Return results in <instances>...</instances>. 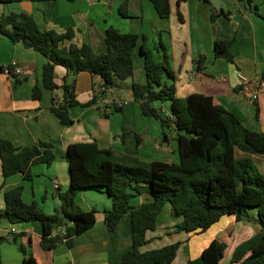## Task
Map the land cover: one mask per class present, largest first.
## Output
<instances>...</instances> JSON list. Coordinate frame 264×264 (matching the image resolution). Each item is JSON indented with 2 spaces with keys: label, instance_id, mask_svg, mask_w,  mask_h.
Instances as JSON below:
<instances>
[{
  "label": "crops",
  "instance_id": "crops-1",
  "mask_svg": "<svg viewBox=\"0 0 264 264\" xmlns=\"http://www.w3.org/2000/svg\"><path fill=\"white\" fill-rule=\"evenodd\" d=\"M254 1L260 12H264V0ZM122 4H125L127 16L119 13ZM170 4L167 18L158 17L148 0H21L9 5L0 4V15L9 11L27 12L42 30L60 33L73 28V42L88 43L96 53L106 50L104 31L109 26L139 35L133 51V75L119 87L100 95L101 80L98 81L96 75L87 72L76 75V99L85 102L93 92H97L98 97L91 105L69 107L73 123L68 126L62 125L50 110L52 99L61 97L59 87L52 91L42 89L40 99L32 97L33 86H41L45 57L0 35V137L11 140L18 147L47 141L53 145L55 154L49 165L34 163L30 166V180L23 179L19 173L3 179L0 170V209L4 207V191L21 184L25 202H37L46 213H50L47 210L54 211L60 202L53 180L58 182L61 191L69 185V169L64 155L70 143L95 141L101 148H111L116 153L135 155L143 160L179 161L178 149L175 156L177 144L172 142L175 141L174 132L170 130L168 140L164 141L159 121L143 115L131 97V84L145 81L141 43L145 46L152 44L156 60L162 58L163 52L167 54L178 97L190 93L211 96L249 130L264 131V92L251 100L241 92L236 76L238 71L247 76L264 75V20L247 8L245 0H185L178 8L175 0H170ZM178 12L182 20L178 19ZM216 39L232 40L229 47L232 62L214 57L213 42ZM199 57L203 61L198 67L196 60ZM8 65H22L27 71L22 75L8 76L2 72ZM54 70L55 81L60 86L65 69L57 65ZM222 77L225 80H216ZM118 101L123 105L115 109ZM161 106L168 110L167 103ZM135 133L140 136L138 145ZM236 154L249 157L258 164L261 162L264 171V156L240 151ZM148 199L149 193L143 192L133 196L131 203L137 206ZM75 201L83 210L95 209L96 213L94 225L76 235L72 246L61 242L50 250H44L39 245L42 232L39 223L17 224L14 226L16 232L9 234L7 228L10 223L3 219L1 264H20V243L29 244L28 252L38 264L118 263L132 244L130 213H125L115 230L109 231L104 223L105 211L111 207L107 193L82 189L77 191ZM251 215L256 219L255 210ZM223 217L201 232L177 231L175 226L181 217L173 216L166 203L156 218L154 229L146 231L147 241L140 250L179 241L171 264H187V260L197 257L211 240L218 239L226 244L220 264H229L234 247L256 234L259 224L255 219L243 221L236 220L234 215ZM16 233L21 235L14 238Z\"/></svg>",
  "mask_w": 264,
  "mask_h": 264
},
{
  "label": "trees",
  "instance_id": "trees-1",
  "mask_svg": "<svg viewBox=\"0 0 264 264\" xmlns=\"http://www.w3.org/2000/svg\"><path fill=\"white\" fill-rule=\"evenodd\" d=\"M20 1L0 0V4ZM148 1L158 17L170 15V0ZM175 1L178 8L185 0ZM245 1L247 8L264 20V12H260L256 2ZM119 13L127 16L125 4L120 6ZM178 19L182 20L179 12ZM74 34L73 28L60 33L42 30L34 17L24 11L0 15L1 36L13 43L20 42L45 57L41 86H33L32 97L40 99L42 89L52 91L59 87L61 100L58 102V98H53L50 110L66 126L73 123L69 107L91 105L98 97L97 92H93L87 101H78L75 97L76 75L87 72L99 76L100 95L119 87L133 75V51L139 41L138 34L121 32L109 26L104 31L106 50L96 53L88 43L73 42ZM231 42L216 39L213 42L214 57L232 62ZM140 53L145 81L131 84V97L143 115L159 121L164 141L168 140L166 129L174 132L179 161L143 160L135 155L116 153L111 148H101L95 141L70 143L64 155L68 163L69 185L63 191L56 189L59 206L52 213H46L37 202H25L22 185L19 184L4 191L0 218L12 225L38 222L42 228L39 245L44 250H50L61 242L72 246L76 235L94 225L96 213L95 209L83 210L76 203L77 191L93 189L105 192L111 199V207L104 216L109 231L115 230L125 213L129 212L131 216L132 244L116 264H171L179 241L140 250L147 241L146 231L154 229L156 218L166 203L173 216L181 217L175 229L188 233L204 231L224 215L250 221L255 219L251 215L255 210L259 231L234 247L229 264H264V171L249 157L236 154L240 151L264 156V131L249 130L211 96L190 93L178 97L167 54L163 52L162 58L156 60L153 51L144 43L140 45ZM196 61L199 67L203 58ZM57 65L65 69L60 86L55 81L54 68ZM8 67L12 68L11 65ZM163 103H167L168 110L163 109ZM115 109H119L116 104ZM134 136L138 145L140 136L137 133ZM54 158L53 145L47 141L18 147L11 140L0 137L3 179L19 173L23 179L30 180L32 164L49 165ZM143 192L149 193L150 199L134 206L132 197ZM19 235L16 233L14 238ZM18 248L22 254L20 264H38L28 252L29 244L20 243ZM225 249L224 241L213 239L197 257L188 259L187 264H220Z\"/></svg>",
  "mask_w": 264,
  "mask_h": 264
},
{
  "label": "built area",
  "instance_id": "built-area-1",
  "mask_svg": "<svg viewBox=\"0 0 264 264\" xmlns=\"http://www.w3.org/2000/svg\"><path fill=\"white\" fill-rule=\"evenodd\" d=\"M26 68L22 65L12 66V68H9L8 66L4 67L2 72L8 76H12L13 74L22 75L26 72ZM193 77V74L191 75ZM236 76L240 83V90L244 94L248 95L251 100H255L258 95L261 92H264V75H254V76H247L244 73L238 71L236 73ZM216 80H225V78H216ZM61 100V97L58 98V102ZM117 106H122L123 102L118 101L116 103ZM53 187L55 190L58 188V182L54 179L52 182ZM2 218H0V233L2 230ZM15 227L10 224V226L7 228V233L12 234L15 233ZM1 236V234H0Z\"/></svg>",
  "mask_w": 264,
  "mask_h": 264
},
{
  "label": "rangeland",
  "instance_id": "rangeland-1",
  "mask_svg": "<svg viewBox=\"0 0 264 264\" xmlns=\"http://www.w3.org/2000/svg\"><path fill=\"white\" fill-rule=\"evenodd\" d=\"M10 4H14V3H10ZM4 5V4H3ZM7 5V4H6ZM9 5V4H8ZM152 44H150V43H148L147 44V48H149V49H151L152 51H154V48L151 46ZM154 57H155V55H154ZM96 78L98 79V81L100 80V77L99 76H97L96 75ZM166 132H167V135H170V130L169 129H166ZM171 141V140H170ZM172 142H174V144H176L175 143V141H172ZM175 156H177V148H176V145H175ZM254 162V161H253ZM258 167H259V169L262 171V168H263V165L261 164V162H259V164L257 163V162H254ZM52 209V208H51ZM48 212H50V213H52L53 211L52 210H47ZM222 218H224L223 216L220 218V219H222ZM219 219V220H220ZM35 222V221H34ZM36 223V222H35ZM38 223V222H37ZM25 224H28L27 222L26 223H22V225H25ZM17 224H14L13 226H16ZM214 226V225H213ZM213 230L214 229H212L211 231H210V233L211 232H213Z\"/></svg>",
  "mask_w": 264,
  "mask_h": 264
}]
</instances>
